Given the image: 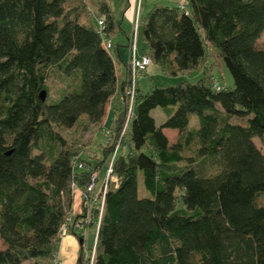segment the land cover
<instances>
[{"label":"trees","instance_id":"obj_1","mask_svg":"<svg viewBox=\"0 0 264 264\" xmlns=\"http://www.w3.org/2000/svg\"><path fill=\"white\" fill-rule=\"evenodd\" d=\"M91 2L87 15L86 0H0V264L54 263L71 185L105 175L117 145L116 181L99 197L98 224L94 209L84 225L97 224L91 264H264V153L254 143L264 134V0L154 2L138 21L143 54L163 75L199 77L137 87L125 131L121 104L100 127L105 139L85 150L61 132L99 124L130 77L118 86L119 43L104 45L116 33L113 12ZM208 44L231 86L214 82ZM50 74L74 84L48 98Z\"/></svg>","mask_w":264,"mask_h":264},{"label":"rangeland","instance_id":"obj_2","mask_svg":"<svg viewBox=\"0 0 264 264\" xmlns=\"http://www.w3.org/2000/svg\"><path fill=\"white\" fill-rule=\"evenodd\" d=\"M91 1H94V0H86L87 15L90 13H93L95 10V6H94L95 4H93ZM105 1L108 3L109 8L113 12V18H114L115 25H116V41L119 42L120 44H124V42H126L127 36L129 35L128 48L130 52V45L132 42V37L136 31L135 42L137 46V53L139 55L142 53L141 48L143 49L144 46H143V42H142V39L139 33V24H138L139 22L138 21L139 19L143 18L146 15V13L148 12L152 4L154 2H160L167 6L185 5V0H105ZM73 2L69 1L68 4H66V6L67 7L72 6ZM87 15L82 16L81 18L82 21L85 20ZM100 17H103V16H99V18ZM136 20L138 23L135 29L134 25L136 24L135 23ZM109 41L112 45L111 41H113V36L112 38H110ZM263 42H264V33L260 37L258 41V45H261ZM206 49H207V55H208L206 66L208 67L207 69L212 73L214 82L218 81V85H220V87L231 86L232 77L229 71L222 64L221 60L218 58L215 48L208 44L206 46ZM198 77H199L198 72H194L190 76L163 75L160 72V68L158 67V65L151 62V64L146 68V71L141 76L140 75L138 76L139 79L137 80L136 84L139 86L142 92H146L149 89V87L153 84L172 85L182 80H188V81L194 82ZM68 83L74 84V80H72L71 78L62 79L56 74H50L47 80L48 96H49L48 98L54 99L57 96L59 89L61 87L68 85ZM129 83H130V78L128 79V82L124 84V87L121 91V104H122L123 97H125V90L127 89ZM136 90H137V87H136ZM111 103H114V102H111ZM122 105L125 106V111H126V116H127L128 107L124 104ZM114 106L115 105L110 104V102L109 104L106 105L104 117L99 124H91L85 119V120H82L80 124L76 125L71 130L62 131L61 133L67 139V141L69 142L75 141L76 143H78L80 147H82V149H85L86 146H88L90 143H91L90 146H92L93 143L96 144L98 140L103 141L105 139V136L103 135V131L100 127L103 124H106V125L109 124L110 115H108V110L113 108ZM116 107H118V105ZM112 115L114 116L113 110H112ZM152 116L155 119L156 125L161 124L165 120V116L163 115L161 109L159 108L155 109L152 112ZM193 119L196 120L195 115H193L190 119V127H193L196 125V122ZM163 132L167 136L169 143H172L173 141L175 142V140L177 139V132L175 130L164 129ZM254 143L264 153V134L261 137L254 138ZM193 149L194 148H191L189 151H192ZM189 151L185 150V154H187ZM103 178H105V175H103V172H101L99 175V178H97V180L95 181L96 182L95 188H97V186H99L102 183ZM139 194L140 195L142 194L141 178L139 179ZM73 203L74 205H76L74 206V210L72 208V211H71V218L74 223L76 221H79V220H75L74 217L78 216L81 213L82 211L81 203L85 205V203H83L81 195L78 192H75L74 194ZM96 226L97 224L95 223V224H91L90 226L84 227L83 233H80V235L83 236L82 245H80L79 242L75 239L76 236L77 238H79L78 232L75 231L73 235V234H69L67 230V232L64 233V236L62 237L60 241V244L58 246V253L56 255V258L53 264H56V263H59V264H91L92 258L95 254L94 241H95V234H96ZM67 235L68 236L70 235L73 238L75 237L74 240H76L74 247H71V248L69 247V250L72 252L70 253V255L66 253L64 250H62V247H61L62 240ZM0 247H1V242H0Z\"/></svg>","mask_w":264,"mask_h":264},{"label":"built area","instance_id":"obj_3","mask_svg":"<svg viewBox=\"0 0 264 264\" xmlns=\"http://www.w3.org/2000/svg\"><path fill=\"white\" fill-rule=\"evenodd\" d=\"M96 25H97V32L100 35H103V28L105 25V20L104 17L96 18ZM136 24L134 25L135 29L137 27V20L135 22ZM135 36H136V31L135 34L132 37V42L130 45V61H129V72H130V83L125 90V97L122 99V104L126 105L128 107L127 111V116H126V124L124 126V130L126 128L127 122L132 116V111H133V106H134V99H135V94H136V87H137V80L139 79L138 76L142 75L145 71L146 68L151 64V59L148 55L141 54L138 55L137 53V46L135 42ZM104 45L107 49H111V43L109 40L104 41ZM215 89H218L217 86H215ZM123 130V131H124ZM106 135L107 132H105ZM118 151V145L115 147V153L111 156L109 163L105 169V178H103L102 183L99 185V187L95 188L96 180L99 178L100 173L97 170H94L91 175H90V181L87 184V186L83 189L77 188L75 185H71L72 191H78L82 197L83 203H85V216L86 218L80 221H76L72 223L71 225L73 226V229H77L80 233H83L84 225L87 224L90 220L91 216V211L94 209L99 210L98 214V220L97 224L99 222L102 208H103V202L99 199V197L103 198V195L105 193L107 183L108 182H115L116 179L114 176H112V163L115 155L117 154ZM78 168H82L81 164H78ZM81 191V192H80ZM72 218L69 217L67 221L61 226L60 231H59V237L60 239L64 236V233L69 230V225L71 223ZM72 229V228H71ZM83 237V236H82ZM59 264V263H56Z\"/></svg>","mask_w":264,"mask_h":264},{"label":"crops","instance_id":"obj_4","mask_svg":"<svg viewBox=\"0 0 264 264\" xmlns=\"http://www.w3.org/2000/svg\"><path fill=\"white\" fill-rule=\"evenodd\" d=\"M132 13V12H131ZM128 38H129V35L127 36V38H126V42H124V44H120L119 42H117L116 41V33L113 35V43L115 42V43H119L118 45H116V46H114L115 48H116V50L115 51H117L116 53H117V56H118V62H117V66H116V70H117V74H118V86H120L121 85V83H123L125 80H127V77L129 76V61H130V52H129V48H128ZM113 45V44H112ZM113 48V47H112ZM141 50H142V53L141 54H143V49L141 48ZM140 54V55H141ZM139 55V54H138ZM137 87L139 88V86L137 85ZM140 89V88H139ZM111 102H114V103H111ZM110 104H113V105H115L114 107H116L117 105H121V90H117V93L111 98V100H110ZM113 107V108H114ZM113 108H111V109H109L108 110V115H110V117H109V120H111V118L113 117V116H111L112 115V109ZM111 113H110V112ZM174 142V141H173ZM172 142V143H173ZM99 186H97V188H98ZM97 188H96V190H97ZM79 193V192H78ZM80 194V193H79ZM73 201H74V197H73ZM74 206H76V205H74V203L72 204V208H73V210H74ZM81 206H82V211H81V213L78 215V216H76V217H74V219H77V220H79V219H81V217L84 215V208H83V204L81 203ZM75 231H77V229L75 228V229H69L68 230V233L69 234H73L74 235V233H75ZM78 232V234H80L79 233V231H77ZM75 238V237H74ZM74 238L72 237V236H65L64 238H63V240H62V243H61V247H62V250H64L66 253H68L69 255H70V253H72L70 250H69V247L71 248V247H74V244L76 243L75 241L77 240L78 241V238H77V236H76V240H74ZM62 239V238H61ZM79 242V241H78ZM82 243H83V241H82ZM67 250V251H66ZM73 257V256H72ZM60 262V261H59Z\"/></svg>","mask_w":264,"mask_h":264},{"label":"water","instance_id":"obj_5","mask_svg":"<svg viewBox=\"0 0 264 264\" xmlns=\"http://www.w3.org/2000/svg\"><path fill=\"white\" fill-rule=\"evenodd\" d=\"M45 96H46V93H45V91H41V93H40L39 97H40V99H41L42 101H44V99H45ZM78 241H79V244H80V245H82V241H83V239H81V238H78Z\"/></svg>","mask_w":264,"mask_h":264},{"label":"bare ground","instance_id":"obj_6","mask_svg":"<svg viewBox=\"0 0 264 264\" xmlns=\"http://www.w3.org/2000/svg\"><path fill=\"white\" fill-rule=\"evenodd\" d=\"M215 86H216V85H215ZM114 153H115V149H114V151H113L112 155H113ZM112 155H111V156H112Z\"/></svg>","mask_w":264,"mask_h":264}]
</instances>
